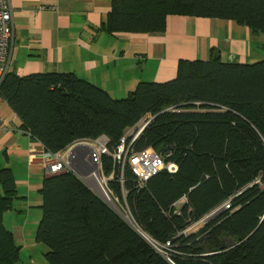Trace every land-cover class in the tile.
Wrapping results in <instances>:
<instances>
[{"label":"trees","instance_id":"1","mask_svg":"<svg viewBox=\"0 0 264 264\" xmlns=\"http://www.w3.org/2000/svg\"><path fill=\"white\" fill-rule=\"evenodd\" d=\"M169 15L230 20L264 34V0H111L98 32L160 34ZM0 97L52 154L100 136L112 149L146 123L134 151L167 155L178 170L140 189L128 168L121 181L110 179L113 162L100 157L116 207L153 239L171 242L173 264H264V60L222 64L212 49L207 62L179 61L173 80L139 83L118 100L73 74L7 72ZM38 195L34 240L47 249V264H169L73 173L44 176ZM16 199L14 177L0 167V264L18 258L3 227ZM228 200L230 209L212 223L183 233Z\"/></svg>","mask_w":264,"mask_h":264},{"label":"crops","instance_id":"2","mask_svg":"<svg viewBox=\"0 0 264 264\" xmlns=\"http://www.w3.org/2000/svg\"><path fill=\"white\" fill-rule=\"evenodd\" d=\"M14 39L8 73L17 77L73 74L124 99L139 83H165L179 61L207 62L215 50L222 64L251 65L264 60V34L230 20L169 15L158 34L98 32L111 11V0H8ZM0 97V167L11 171L16 214L40 213L38 190L44 179L42 146L21 128ZM67 171L85 186L94 153L78 143L64 155Z\"/></svg>","mask_w":264,"mask_h":264},{"label":"built area","instance_id":"3","mask_svg":"<svg viewBox=\"0 0 264 264\" xmlns=\"http://www.w3.org/2000/svg\"><path fill=\"white\" fill-rule=\"evenodd\" d=\"M14 39L13 22H12V9L8 0H0V84L8 72L9 67V52ZM146 123L141 124L137 129L127 131L123 137L119 140V143L110 148L109 140L100 136L90 143H82L91 149L97 161V171L101 174V165L99 162L100 157H110L113 162V172L110 175V179L123 178L125 169L128 168L130 173L135 177L138 188H142L144 184L153 176L165 171L168 174H175L178 170L177 165L174 162L166 161L167 155L164 157L161 154L156 153L152 149L135 152L133 149V143L141 133ZM93 145V146H92ZM43 158V173L45 177L54 176L62 172L67 171V164L64 160V156L60 154H52L44 151ZM90 173L86 175L85 180L89 188V184L92 179H96L98 184L106 188L109 179L102 176L99 177V173ZM94 179V180H95ZM258 184V182H256ZM92 189V188H91ZM230 200L222 204L214 212L219 215L230 209ZM129 218L124 220L127 225L140 237L146 244L158 255H160L167 263L173 264V256L177 254L174 246L171 242H159L149 235H147L133 220L130 213ZM192 224L183 233L186 234L190 231Z\"/></svg>","mask_w":264,"mask_h":264},{"label":"rangeland","instance_id":"4","mask_svg":"<svg viewBox=\"0 0 264 264\" xmlns=\"http://www.w3.org/2000/svg\"><path fill=\"white\" fill-rule=\"evenodd\" d=\"M94 163L95 159L92 166H90V168L88 169V174L94 172L96 173L97 168ZM97 172L99 173L100 177V172ZM102 188L109 195L104 185L102 186ZM179 205L180 203L177 205V207ZM114 210L118 214V216H120L124 220L130 217L126 207L122 204H119V209L116 208ZM209 217L212 218L209 219ZM217 218L218 213H215L213 211L208 216H206V219H203L193 225L190 229V232L192 233L197 231L204 225L212 223ZM39 220L40 213L34 214V212H27L24 214H16L15 210H11L10 212L4 214L3 227L6 231L10 232L13 235L15 245L19 249L18 258L15 264H47L44 258V255L47 253V249L43 245L37 244L34 240ZM227 243L229 244L230 242L227 241Z\"/></svg>","mask_w":264,"mask_h":264},{"label":"bare ground","instance_id":"5","mask_svg":"<svg viewBox=\"0 0 264 264\" xmlns=\"http://www.w3.org/2000/svg\"><path fill=\"white\" fill-rule=\"evenodd\" d=\"M92 169V168H91ZM95 179V178H94ZM92 179L89 183L91 185V188L95 193L102 198L103 201H105L109 206H112V208L116 209V205L113 203L109 195L106 193V191L98 184L97 180ZM212 217H209L211 219Z\"/></svg>","mask_w":264,"mask_h":264},{"label":"water","instance_id":"6","mask_svg":"<svg viewBox=\"0 0 264 264\" xmlns=\"http://www.w3.org/2000/svg\"><path fill=\"white\" fill-rule=\"evenodd\" d=\"M55 176V175H54ZM92 193H94L99 199H101L102 200V198H100L91 188H89L88 186H86ZM103 201V200H102ZM104 202V201H103ZM105 203V202H104ZM107 206H109L107 203H105ZM110 208H112L111 206H109ZM113 210H114V208H112ZM115 211V210H114ZM218 216H219V214H218ZM204 219H206V217L204 218ZM264 219V216H263V218H262V220Z\"/></svg>","mask_w":264,"mask_h":264}]
</instances>
